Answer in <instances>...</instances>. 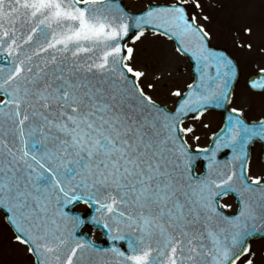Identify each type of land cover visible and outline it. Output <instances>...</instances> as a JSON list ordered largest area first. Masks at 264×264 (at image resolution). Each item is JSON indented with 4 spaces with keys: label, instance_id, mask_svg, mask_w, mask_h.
<instances>
[{
    "label": "snow or ice",
    "instance_id": "6c2138e0",
    "mask_svg": "<svg viewBox=\"0 0 264 264\" xmlns=\"http://www.w3.org/2000/svg\"><path fill=\"white\" fill-rule=\"evenodd\" d=\"M185 3L130 14L116 0H0V212L33 264H255L264 179L245 162L248 145L264 141V120L233 107L207 146L185 139L199 137L183 122L226 106L238 78ZM149 30L195 63L171 110L140 87L145 73L123 43ZM249 86L264 91V68ZM230 194L232 214L220 203ZM80 202L90 217L66 210ZM86 223L111 246L80 234Z\"/></svg>",
    "mask_w": 264,
    "mask_h": 264
},
{
    "label": "rangeland",
    "instance_id": "374dc122",
    "mask_svg": "<svg viewBox=\"0 0 264 264\" xmlns=\"http://www.w3.org/2000/svg\"><path fill=\"white\" fill-rule=\"evenodd\" d=\"M123 2L131 11H140L149 3H170L172 0ZM185 6L189 14L196 18V23L209 33L210 43L224 47L239 65L240 79L232 92L230 107L242 109V115L246 118L264 116V92H251L245 82L249 74L264 68V0H186ZM246 28L250 31L246 32ZM126 45L134 49L131 66L145 73L139 80L140 87L154 102L173 109L178 98L171 94L172 91L179 89L184 92L192 81L186 59L176 52L171 40L150 31L135 42L130 37ZM183 123L192 125V135L199 137L196 141L186 136L189 144L193 148L197 144L203 147L208 144L210 135L220 127L221 116L213 111H205L200 120L189 118ZM248 175L264 179V165L259 160L258 148L253 150ZM221 204L228 205L226 209L230 211L236 209L232 198H224ZM250 246L255 253V264H264V237L251 241ZM0 264H33L26 247L12 240V232L2 219L1 212Z\"/></svg>",
    "mask_w": 264,
    "mask_h": 264
},
{
    "label": "water",
    "instance_id": "95a60500",
    "mask_svg": "<svg viewBox=\"0 0 264 264\" xmlns=\"http://www.w3.org/2000/svg\"><path fill=\"white\" fill-rule=\"evenodd\" d=\"M116 2L122 7L125 9L123 3L120 1V0H116ZM127 12H129L130 14H136V13H132L130 12L129 10L125 9ZM187 13V11H186ZM187 16L189 17V15L187 14ZM190 18V17H189ZM129 38V37H128ZM126 40V39H125ZM125 40L123 41V43L125 42ZM208 46L210 48H212L213 50H215L217 53H222L227 59H230L234 65L237 66L236 62L233 60V58L228 54V52L224 49V48H221V47H214L212 46L210 43H209V38H208ZM176 45V48H177V44L175 43ZM186 57L187 61L189 62L190 64V70H191V73L194 77L195 75V63L194 61L191 59V57L189 55H186V54H182ZM259 73H255V74H251L250 76L247 77V84L249 86V81L252 80V79H257L258 76H259ZM240 76V71H239V68H238V78ZM238 78L234 79L232 81V84H231V92H232V89L233 87L235 86V84L237 83L238 81ZM134 79V78H133ZM250 87V86H249ZM251 88V87H250ZM252 89V88H251ZM255 90V89H253ZM255 91H260V90H255ZM231 95V93H230ZM229 102V101H228ZM159 105V104H158ZM163 106V105H161ZM164 108H166L165 106H163ZM167 109V108H166ZM208 109H213V110H216L217 112H219L221 115H222V126L221 128L216 132V134H220L221 130L224 128L225 126V123H226V118L231 114L230 113V109L228 108V103L227 105H221L219 107L215 106V105H211L208 107ZM244 119V118H243ZM245 120V119H244ZM247 121V120H245ZM261 121V120H259ZM247 122H252V123H255L257 121H247ZM213 135L211 136V139H212ZM211 141V140H210ZM255 144H260L262 146V149H261V160L262 162L264 163V141H261L259 139H256L254 140L253 142H251L248 147H247V152H248V159L250 157V153H251V148L253 145ZM231 156V150L230 149H227V150H222L220 153L217 154V159L220 160V161H226L230 158ZM247 159V161H248ZM247 161L245 162L247 164ZM206 163V162H204ZM200 168L202 169V165H199ZM237 167H239V164H237ZM203 170V169H202ZM232 196H234V198L236 199V202L238 203V197L235 195V194H230ZM80 203H83V202H80ZM78 203H73L72 205H69V206H66V210L70 212L71 215H74V216H80L81 218H84V217H90L93 213V209H90L89 206H88V209L86 211H81V212H76L73 210V206L76 205ZM226 212V210H225ZM3 213V212H2ZM227 213V212H226ZM3 217H4V220L6 221V217L3 213ZM7 222V221H6ZM8 224V223H7ZM84 226H88L90 227L91 229H95V228H98L100 231H101V241L100 242H95L92 238H91V235H90V232L89 231H86V230H83L82 228ZM80 231V234L86 236L88 239L92 240L97 246L101 247V248H106V247H110L111 246V241L108 240V237L105 233V231L103 229H101L100 227L94 225V224H84L81 229L79 230ZM264 236V233H259L255 236V238L253 239H256V238H260V237H263ZM123 242H118V245L119 244H122ZM126 246V245H125Z\"/></svg>",
    "mask_w": 264,
    "mask_h": 264
}]
</instances>
